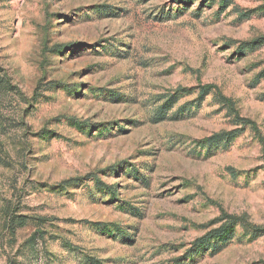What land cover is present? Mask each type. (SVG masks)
<instances>
[{
    "label": "rangeland",
    "instance_id": "rangeland-1",
    "mask_svg": "<svg viewBox=\"0 0 264 264\" xmlns=\"http://www.w3.org/2000/svg\"><path fill=\"white\" fill-rule=\"evenodd\" d=\"M221 1L0 0V264H264V0Z\"/></svg>",
    "mask_w": 264,
    "mask_h": 264
},
{
    "label": "trees",
    "instance_id": "trees-1",
    "mask_svg": "<svg viewBox=\"0 0 264 264\" xmlns=\"http://www.w3.org/2000/svg\"><path fill=\"white\" fill-rule=\"evenodd\" d=\"M178 2H182V3H187L191 0H177ZM207 1V0H206ZM221 2H226L227 4V0H222ZM228 135H231V134H228ZM224 136H214L210 139H208V141L206 142H209V143H213L215 142L217 139L219 138H223ZM75 180L73 181H65L64 184H70L72 182H74ZM63 186V185H62ZM227 219H229V222H227L222 228H220L219 230H216L214 233H210L205 239H203V242H202V246H207L209 244H211V241L210 240H207L208 237H214L215 235V238L218 237V236H221V235H225V231H228L230 228H232L233 226L237 225L238 222H239V219L240 218H236V217H227ZM21 225H24V223H21ZM243 227H245L246 225L243 224L242 225ZM226 234H233V233H226ZM232 236H229L228 239H231ZM216 244V243H215Z\"/></svg>",
    "mask_w": 264,
    "mask_h": 264
}]
</instances>
